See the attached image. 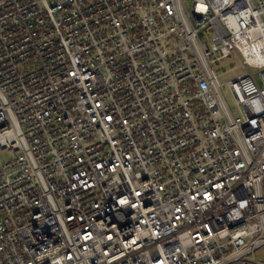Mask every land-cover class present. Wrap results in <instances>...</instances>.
<instances>
[{
	"label": "built area",
	"instance_id": "obj_1",
	"mask_svg": "<svg viewBox=\"0 0 264 264\" xmlns=\"http://www.w3.org/2000/svg\"><path fill=\"white\" fill-rule=\"evenodd\" d=\"M0 264H264V0H0Z\"/></svg>",
	"mask_w": 264,
	"mask_h": 264
},
{
	"label": "rangeland",
	"instance_id": "obj_2",
	"mask_svg": "<svg viewBox=\"0 0 264 264\" xmlns=\"http://www.w3.org/2000/svg\"><path fill=\"white\" fill-rule=\"evenodd\" d=\"M215 69L222 76V82L233 80L240 73V71L237 69V62H234L230 59L224 60L220 64H217ZM1 157H4V155L1 154Z\"/></svg>",
	"mask_w": 264,
	"mask_h": 264
}]
</instances>
